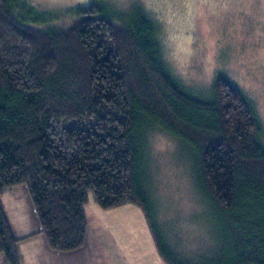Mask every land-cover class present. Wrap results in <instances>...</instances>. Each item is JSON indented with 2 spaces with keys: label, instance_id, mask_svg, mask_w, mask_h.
I'll list each match as a JSON object with an SVG mask.
<instances>
[{
  "label": "trees",
  "instance_id": "1",
  "mask_svg": "<svg viewBox=\"0 0 264 264\" xmlns=\"http://www.w3.org/2000/svg\"><path fill=\"white\" fill-rule=\"evenodd\" d=\"M107 8L78 6L66 27L43 29L27 1L0 0V197L26 185L52 250H76L91 197L150 218L139 155L145 131L164 129L196 146L204 192L227 219L225 247L195 261L157 238L166 262L264 264V135L252 103L225 77L208 96L187 90L155 22L142 11L119 22ZM0 254L19 264L1 206Z\"/></svg>",
  "mask_w": 264,
  "mask_h": 264
},
{
  "label": "rangeland",
  "instance_id": "2",
  "mask_svg": "<svg viewBox=\"0 0 264 264\" xmlns=\"http://www.w3.org/2000/svg\"><path fill=\"white\" fill-rule=\"evenodd\" d=\"M25 1L39 16L35 26L43 29L66 27L76 7L94 1L106 4L119 22L144 12L157 26L174 78L200 96L212 93L218 77L227 78L252 103L264 135V0ZM144 135L139 171L152 201L147 205L150 218L136 204L113 212L100 208L91 197L90 225L101 223L91 210L97 207L110 223L112 218L130 219L122 228L126 232L132 225L134 241L141 240L147 224L178 258L195 261L217 254L225 247L227 219L204 192L196 146L164 129H148ZM123 241L129 242L125 237Z\"/></svg>",
  "mask_w": 264,
  "mask_h": 264
},
{
  "label": "crops",
  "instance_id": "3",
  "mask_svg": "<svg viewBox=\"0 0 264 264\" xmlns=\"http://www.w3.org/2000/svg\"><path fill=\"white\" fill-rule=\"evenodd\" d=\"M89 204L85 207L88 220L85 245L76 250L58 252L52 250L43 233L29 188L17 185L5 192L0 197V206L16 239L19 264H168L150 225L145 224L141 240L134 241L133 237L137 236L130 230L132 225L126 232L122 228L123 224L131 223L130 219L112 218L111 224L103 218L102 211L91 207L101 218V223L90 225ZM126 206L128 204L108 210L122 212L121 208ZM123 237L129 242L123 241ZM144 238L147 240L143 241ZM0 264H8L4 255H0Z\"/></svg>",
  "mask_w": 264,
  "mask_h": 264
}]
</instances>
